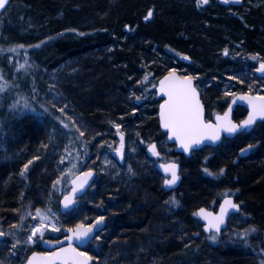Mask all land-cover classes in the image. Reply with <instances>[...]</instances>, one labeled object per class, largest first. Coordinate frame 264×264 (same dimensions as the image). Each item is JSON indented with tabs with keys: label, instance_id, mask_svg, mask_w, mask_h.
Returning a JSON list of instances; mask_svg holds the SVG:
<instances>
[{
	"label": "trees",
	"instance_id": "1",
	"mask_svg": "<svg viewBox=\"0 0 264 264\" xmlns=\"http://www.w3.org/2000/svg\"><path fill=\"white\" fill-rule=\"evenodd\" d=\"M149 9L153 15L145 20ZM233 9L239 11L238 18L224 10H197L188 0H11L9 18L0 20V48L5 50L0 51L4 78L0 83L10 82L0 92V115L16 85L13 69L7 67L6 60L23 53L40 62L44 57H50L55 64L62 59L79 61L83 71L68 80L65 93L94 131H102L101 126L116 117L115 112L122 107L119 91L126 79L144 70L153 72L152 77L158 80L173 68L180 74H191L201 91L206 114L212 98H219L215 106L223 111L233 92L234 95L249 92L244 82L223 92V97L212 94L214 87L220 85L217 81L221 73L235 66L223 53L225 48H232L229 41L242 45L248 55L258 53L264 58L263 6L253 3ZM17 12L24 13L25 19H17ZM165 51L173 53L177 62L157 61ZM218 95H221L219 91ZM244 114L243 108H237L234 119ZM153 120L158 130L156 114ZM8 131L13 135L9 145L13 146L15 157L0 162V221L4 226L15 224L19 218L20 212L14 209H21L26 199L21 170L28 161H32L28 174L32 188L42 192V197L58 175L56 159L54 166L43 165L51 158L50 150L45 147L50 128L44 120L25 116L14 121ZM249 144L256 146L247 150ZM241 149L246 150L241 152ZM171 157L161 160L181 165L179 187L174 191L164 190L160 176L152 170L154 179L143 181L138 189L136 199L140 207L125 211L122 224H116L103 237L110 256L119 257L117 264H261L264 261L261 251L264 249V122L250 132L225 139L216 147L193 151L188 159L175 153L172 146ZM221 168L223 173L219 172ZM224 196H233L241 211L230 218L224 233L212 240L213 234L202 233L195 213L200 207L216 209ZM37 199L33 200L40 204L42 198ZM250 226L256 231L242 237L240 233ZM85 252L97 264V251L88 247ZM103 264H109L108 257Z\"/></svg>",
	"mask_w": 264,
	"mask_h": 264
},
{
	"label": "rangeland",
	"instance_id": "2",
	"mask_svg": "<svg viewBox=\"0 0 264 264\" xmlns=\"http://www.w3.org/2000/svg\"><path fill=\"white\" fill-rule=\"evenodd\" d=\"M188 1L194 3L198 10H202L207 6L218 8L219 5H222L221 0H208L207 4H201L200 6H197L196 0ZM253 3L256 6H263L264 9V0H246L243 4L253 5ZM8 7L1 15L0 20L9 18ZM223 9L230 12L231 15L234 13L226 9L225 5ZM21 14L16 13L17 19L20 21L25 19L24 13ZM16 27L14 25L13 29H16ZM12 32L13 30L9 33L12 34ZM229 43L232 44V48L228 49L226 54L228 57H226L234 61L235 66L226 69L228 73H221L217 81L220 85L217 88L214 87L212 94L216 97H223V92H229L235 86L242 84L241 81H243L248 88L251 86V92L248 93L264 95V87H262L264 78H260L256 73L260 61L257 64L253 63L251 57L253 54L248 55L240 44L230 41ZM223 53H225L224 50ZM218 54L221 55L220 50ZM171 56L173 57L174 54L165 51L164 54H159L158 57L161 59L157 61L164 59L165 62L170 60V62L176 63V59L171 58ZM25 62L27 63L25 64ZM21 64H25L27 70L19 68L18 65ZM6 65L11 70L13 69L12 78L15 79L16 85L12 98L8 101L9 103L4 111H1L3 114L0 115V162L12 161L15 157L11 149L13 146L9 145L10 140L13 139L11 131H8L10 125L25 116H33L44 120L50 128L46 148L50 150L51 160L46 159L43 164L44 167L54 166L53 159H56L58 164L57 177L75 163L76 167L72 168L74 173L83 172L88 167H92L97 172V178L90 190L77 199L75 208L71 212L62 214L60 213L59 204L63 193L70 189V184L67 182L71 178L70 174L65 173V178L62 179V182H58L55 188H53L52 183L46 196L42 197V192H36L32 188V182L28 176L32 163L29 164L28 168L24 170V174H21L27 192L19 217L29 207V201L31 202L32 214L26 217L21 228L4 226L0 221V230L13 233L11 236L0 237V264H23L32 252L44 251L41 246L43 240H59L62 238L65 228H71L80 221L92 223L97 216H104L107 225L102 232L96 235L100 239H93L86 248H93L97 251L100 257L97 264H103L107 257L109 264H117L116 261L119 257L113 258L110 256L111 251H108L109 247H106L103 237H107L116 224H122L121 216L126 213L125 211H133L140 207V201L136 199L139 195L138 189L142 186L143 181L154 179L152 170L155 171V162L163 158L164 160L172 159V146L167 143L166 137L161 135L159 129L157 130L154 126L153 117L157 114L155 108L158 107L160 101H158L155 92L158 79L152 77L153 72L146 70L139 75H131L127 78L122 85V90L119 91L122 97V107L115 112L116 117L109 119L106 124L101 126L102 131H94L83 120L78 111L74 109L72 101L65 93V90H68V87H66L68 80L74 79L83 71V67L80 66L78 60L62 59L55 64L50 57H44L43 62H40L29 53H23L18 58L8 57ZM146 73H150L147 80L144 79ZM253 75L259 78L254 80L252 79ZM218 91L221 95H218ZM133 93L135 95H132ZM233 93L230 98L234 95ZM136 97H140V99L137 100ZM21 98H26L31 107L24 108V100ZM17 99H20V104L16 108H10L9 105ZM212 101L209 102V107H207V118L209 120L215 113L222 112L215 106L219 98L218 100L212 98ZM60 108L65 109L67 116L60 112ZM133 109H136V111L134 112ZM58 116L68 124H71L69 117L74 119L76 124L80 126L79 131L84 132V136L81 137L75 127L66 128L57 119ZM112 121L119 123L121 130L125 133L123 164L119 163L118 153L115 152V148L119 146V134ZM151 143L157 145L159 156L149 152L148 145ZM66 148L67 151H65ZM105 159L109 163L105 164ZM129 165L132 169L131 172L129 171ZM42 190L44 191V189ZM34 196L42 198V202L37 204L38 199ZM32 198L37 200L35 201ZM36 208H51L52 212L56 213L54 219L60 231L46 228L43 236L37 235L34 237L35 243L30 244L26 242L27 235L30 234L29 228L39 223V218L35 215ZM18 222L19 218L16 223ZM185 230H183L184 237L188 238V233ZM15 239H19L24 243L18 245L15 251L9 252V248Z\"/></svg>",
	"mask_w": 264,
	"mask_h": 264
},
{
	"label": "snow or ice",
	"instance_id": "3",
	"mask_svg": "<svg viewBox=\"0 0 264 264\" xmlns=\"http://www.w3.org/2000/svg\"><path fill=\"white\" fill-rule=\"evenodd\" d=\"M228 2V0H225ZM7 0H0V8L6 6ZM197 6L201 4H207L208 0H196ZM153 15V10L149 9L147 16L144 17L145 20L149 19ZM127 27V26H126ZM47 39V38H46ZM43 43V41L39 42ZM39 46V45H37ZM22 47V46H21ZM28 47H32L29 45ZM0 51H5L0 48ZM13 52L16 51L15 48L12 49ZM225 54L228 53V49H224ZM186 59H191V57H186ZM253 60L259 59V68L258 72L264 73V58H260L259 54L252 56ZM27 62H25L26 64ZM25 64L18 65L19 68H25ZM25 70H27L25 68ZM150 73H146L144 79L147 80ZM199 75V74H197ZM3 73L0 70V80H3ZM195 78L189 75H179L175 68L169 69L167 74L160 78L158 85V93H163L162 102L159 105V120L160 124L164 129L168 130V135L171 138H174L178 142L179 146L187 153L193 152L198 145L203 144L206 141H218L221 137L227 134H234L240 130H246L250 126L256 123L258 118L264 119V95L257 93L256 95H250L248 93H241L239 99L246 100L250 106V111L245 119L236 122L231 119V110L232 105H229L228 110H226L223 115L220 113L216 114L214 123L212 120L205 119V110L204 104L200 99V93L197 91L196 86L193 83ZM9 81H4L0 83V92L8 88ZM139 83V81H138ZM243 83V81H241ZM264 87V85H262ZM249 92H251V86H249ZM132 95H135L133 93ZM237 97L233 95L235 100ZM24 100L23 107H31L30 103L26 98H21ZM137 100L140 97H136ZM20 104V99L14 100L10 108H16ZM47 110V109H46ZM135 112L136 109H133ZM60 112L67 116V112L64 108H60ZM60 120V123L63 124L66 128L75 127L79 131L80 126L76 124L75 120L69 117L71 124H68L62 120L59 116L57 117ZM115 128L119 134V146L115 148V152L118 153L121 158L124 156L125 148V133L121 130V125L112 121ZM81 137L84 136L83 131H79ZM103 143V142H102ZM259 143V142H257ZM256 145L249 144L246 146L247 150H251ZM46 147V146H45ZM149 149L157 156L160 155L157 150V145L151 143L148 145ZM246 149H241V152H244ZM67 151V148L65 149ZM33 160L38 159V157H33ZM207 159V157L205 158ZM32 161H28L24 165V168L21 170V174H24V170L28 168V165ZM105 164L109 163L107 159L104 161ZM76 167L75 163L71 167L67 168L65 172H62L60 176L57 177V180L53 182V188L57 186L58 182H62V179L65 178V173L70 174L71 178L68 179V183L71 185L70 191H65L63 193V207L65 209L70 208L77 203V196L82 190L85 189V186L89 184V179L94 174V169L88 167L86 171L83 172H73L72 168ZM163 168L166 173L170 174V178L164 180L165 185H175L177 181L180 180L179 165L175 162H169L163 165ZM103 170V169H101ZM129 171L131 172V166L129 165ZM205 172H209L208 169H204ZM220 173L224 172V169H219ZM210 175L215 176L216 173H210ZM173 202L179 204V201L175 200V197H172ZM240 204L235 203L232 200L231 196H226L224 202L220 205V211L218 213L209 212L207 209L200 208L197 212V215L204 217L207 223L204 224L206 229L215 230L216 233L220 231L221 225L225 222V217L231 209H239ZM16 212H20V209H14ZM51 213V215H49ZM31 213V202L29 201V207L20 214L19 222L13 225H10V228H21L23 222L27 216H30ZM35 215L39 218V223H36L35 226H30L29 235H27V243H35L34 237L39 235L43 236L46 228H51L54 231L59 232L60 228L57 227L56 213L52 212L51 208H36ZM104 221V217L97 216L92 223H84L83 221L77 222L73 227L68 228L67 231L70 233L65 237V245L60 246V241H48L57 245L54 251L50 252H32L28 256L23 264H91L93 257L89 255L88 252L81 251L80 248L76 247L72 241L78 240L83 243L85 240L96 239L99 240L100 237L95 236L94 229L98 224H101ZM256 228L250 226L248 229L240 233L242 237H248L250 233H254ZM13 233L11 231H2L0 230V237L11 236ZM212 240H216L217 236L213 234L210 237ZM6 243V242H5ZM22 241L15 239L9 252H13L17 249L18 245H21ZM264 252V249H261ZM99 260V257L95 258ZM264 264V261L261 262Z\"/></svg>",
	"mask_w": 264,
	"mask_h": 264
},
{
	"label": "water",
	"instance_id": "4",
	"mask_svg": "<svg viewBox=\"0 0 264 264\" xmlns=\"http://www.w3.org/2000/svg\"><path fill=\"white\" fill-rule=\"evenodd\" d=\"M228 1H229V3L232 4V5H241V4H242V0H228ZM10 2H11V0H7L6 6H5L4 8H0V18H1V15L3 14V12L6 10V8L9 6ZM258 68H259V66H258ZM258 68H257V69H258ZM256 73H257V75H258L260 78H264V73H262V72H258V71H256ZM161 78H162V77H161ZM159 80H160V79H159ZM159 80H158V82H159ZM158 82H157L156 85H158ZM193 83H194V85H195L194 80H193ZM195 86H196V85H195ZM196 88H197V87H196ZM155 91H156V94H157L158 97L162 98V97L164 96L163 93H158V88H157V87L155 88ZM197 91L199 92L198 89H197ZM199 93H200V92H199ZM240 94H241V93H239V94H235V96L237 97L235 100L233 99V96L230 98V101H229L228 105H227L226 108L220 113L221 115H223V113H224L226 110H228L229 105H232V110H231V119H232V120L236 121V120L234 119V112H235V110H236L237 108H243V109L246 111L245 116H244L241 120H243V119H245V118L247 117L248 112L250 111V106L248 105V102H247L246 100L239 99V95H240ZM248 94H250V95H256V94H251V93H248ZM200 99H201V96H200ZM201 101H202V100H201ZM161 102H162V101H161ZM159 105H160V104H159ZM159 110H160V109H159V107H158V114H159ZM204 110H205V107H204ZM216 114H217V113H215V114L213 115L212 119H211L214 123L216 122V120H215ZM205 119H207V118H206V111H205ZM241 120H239V121H241ZM239 121H236V122H239ZM262 122H264V119L258 118L257 121H256V123L253 124L252 126H250L248 129H246V130H243V129H242V130H240V131H238L237 133H234V134H227V133H225V134L221 137L220 140H218V141H210V140H209V141H206V142H204L203 144L198 145L194 151H197V150H199V149H201V148H203V147H216V146L220 145L225 139H232V138H234L235 136H237L238 134H241V133H243V132H250V131H252V130L254 129V127H255L257 124L262 123ZM158 123H159V128H160V130H161L163 133L166 134V141H167V143L170 144V145H172V146L174 147V152H175V153H178V154H182L185 158H190L192 152H191V153H187V152H185V151L179 146L178 142L175 141L174 138L169 137V135H168V130H167V129H164V128L162 127V125L160 124L159 115H158ZM169 162H175V163H177V164L179 165L180 180L177 181V183H176L175 185H170V186H169V185H165V184H164V181H163V188H164V190H166V191H172V190L177 189V188L179 187L180 183H181V165H180L178 162H176V161H172V160H171V161H166V162H157V163L155 164V169H156V171L164 177V180L170 178V174H169V173H166L165 170H164V168H163V165L166 164V163H169ZM95 179H96V172L94 171L93 176L89 179V184L85 186V189H84V190H82L80 193H78L77 199L81 198V197H82V196L88 191V189L92 186V184H93V182L95 181ZM70 190H71V185H70V189H69V191H70ZM225 197H226V196H224V197L221 198V200H220V202H219V204H218V206H217L216 209H208V208H205V207H200V208L207 209L209 212H215V213H218V212L220 211V205H221V203L224 202ZM231 197H232V200H233L235 203H238V202L235 200V198H234L233 196H231ZM62 201H63V197L60 199V204H59V206H60V213H62V214H66V213H68V212H71V211L75 208V204H74V205L71 206L70 208L65 209V208L63 207ZM238 204H239V203H238ZM200 208H198V209L196 210V213H195V214H196V217L198 218V220L200 221V223H201V225H202V228H201V229H202V233H203L204 235H206V236H209V235H211V234H215V235L218 236V237L221 236L222 232L227 228V225H228V222H229L230 217L233 216V215H237V214H239L240 211H241V208H239V209H231V210H229V213H228V214L226 215V217H225V222H224V223L221 225V227H220V231H219L218 233H216L215 230L206 229V228L204 227V224L207 223V221L204 219V217H202V216H200V215H197V212H198V210H199ZM106 222H107V221H106V219L104 218V221H103L101 224H98V225H97V227L94 229L95 236H96L98 233H100L101 231L104 230V228H105V226H106ZM67 229H68V228H65V229L63 230V236H62V238H60L59 240H55V241H60V246H64V245H65V237L68 236V235L70 234V233L67 231ZM92 240H93V239L85 240L83 243H81V242L78 241V240H74V241H72V243H74L76 247L80 248L81 251H83V250H84V249L90 244V242H91ZM48 241H52V240L45 239V240H43L42 243H41L42 249L44 250L43 252L54 251L55 248L57 247V245L52 244V243H48ZM30 255H31V254H30ZM30 255H29V256H30ZM58 264H62V262H58ZM91 264H94V260L91 262Z\"/></svg>",
	"mask_w": 264,
	"mask_h": 264
},
{
	"label": "flooded vegetation",
	"instance_id": "5",
	"mask_svg": "<svg viewBox=\"0 0 264 264\" xmlns=\"http://www.w3.org/2000/svg\"><path fill=\"white\" fill-rule=\"evenodd\" d=\"M212 1V0H211ZM221 3H222V5H219L218 6V8H212V7H209V6H207L206 8H211V9H214V10H224L223 9V6L225 5V7L226 8H234V7H240V6H242L243 5V0H242V4L241 5H232V4H230L229 3V1L228 2H225V0H221ZM228 4V5H227ZM203 9H205V8H203ZM198 10V9H197ZM239 14V13H238ZM237 14V15H238ZM178 73V72H177ZM179 75H184V74H180V73H178ZM157 82H158V80H157ZM194 82H195V80H194ZM157 84V83H156ZM195 85H196V87H197V89L199 90V88H198V86H197V84L195 83ZM155 88H156V86H155ZM156 92V91H155ZM199 92H200V96H201V91L199 90ZM156 96H157V94H156ZM157 99H158V101H159V104L161 103V101H162V98H160V97H158L157 96ZM201 100H202V98H201ZM203 102V101H202ZM204 104V103H203ZM158 107H159V105H158ZM158 107H157V124H158V127H159V123H158ZM204 107H205V105H204ZM205 111H206V108H205ZM245 114H246V111H245ZM245 114L242 116V117H240L239 119H235L236 121H239V120H241L244 116H245ZM213 117V116H212ZM206 118H207V114H206ZM208 119V118H207ZM212 119V118H211ZM210 119V120H211ZM159 131H160V133H161V135H163V136H165L166 137V134L165 133H163L161 130H160V128H159ZM148 150H149V152H151V153H153L149 148H148ZM154 154V153H153ZM118 158H119V163L120 164H123V160H122V158H121V156L118 154ZM157 162H166V161H163V160H161V159H158L156 162H155V164L157 163ZM155 164H154V169H155ZM95 171V170H94ZM155 171H156V169H155ZM96 172V171H95ZM157 172V171H156ZM157 174L160 176V178H161V180H162V186H163V181H164V177L161 175V174H159L158 172H157ZM96 178H97V172H96ZM96 180V179H95ZM94 183H95V181L93 182V184H92V186L94 185ZM91 186V187H92ZM90 187V188H91ZM90 188L88 189V191L90 190ZM87 191V192H88ZM86 192V193H87ZM85 193V194H86ZM102 217H104V216H102ZM105 218V217H104ZM106 219V218H105ZM107 221V220H106ZM106 225H107V222H106ZM106 227V226H105ZM105 229V228H104ZM102 232V231H101ZM99 234V233H98ZM97 234V235H98Z\"/></svg>",
	"mask_w": 264,
	"mask_h": 264
},
{
	"label": "bare ground",
	"instance_id": "6",
	"mask_svg": "<svg viewBox=\"0 0 264 264\" xmlns=\"http://www.w3.org/2000/svg\"><path fill=\"white\" fill-rule=\"evenodd\" d=\"M234 8H236V7H234ZM226 9H229L230 11H233L234 13H233V15H231L230 14V12H228L227 10H225L224 9V11L227 13V15H229V16H233V17H237V14H238V10H234L233 8H226ZM236 14V15H235ZM238 18V17H237ZM221 113V112H220ZM176 190V189H175ZM172 191H174V190H172ZM234 216V215H233ZM232 217V216H231ZM230 217V218H231ZM230 220V219H229ZM202 230V229H201Z\"/></svg>",
	"mask_w": 264,
	"mask_h": 264
}]
</instances>
